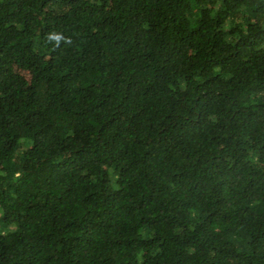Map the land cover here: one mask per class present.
<instances>
[{
    "label": "trees",
    "instance_id": "1",
    "mask_svg": "<svg viewBox=\"0 0 264 264\" xmlns=\"http://www.w3.org/2000/svg\"><path fill=\"white\" fill-rule=\"evenodd\" d=\"M0 264H264V0H0Z\"/></svg>",
    "mask_w": 264,
    "mask_h": 264
}]
</instances>
